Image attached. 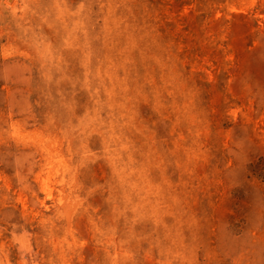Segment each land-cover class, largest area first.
<instances>
[{
	"label": "rangeland",
	"instance_id": "rangeland-1",
	"mask_svg": "<svg viewBox=\"0 0 264 264\" xmlns=\"http://www.w3.org/2000/svg\"><path fill=\"white\" fill-rule=\"evenodd\" d=\"M0 264H264V0H0Z\"/></svg>",
	"mask_w": 264,
	"mask_h": 264
}]
</instances>
